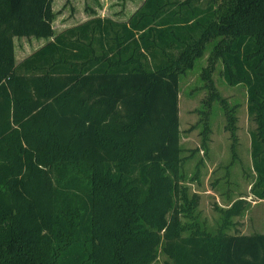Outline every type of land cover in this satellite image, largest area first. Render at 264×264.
I'll return each mask as SVG.
<instances>
[{
    "label": "trees",
    "instance_id": "1",
    "mask_svg": "<svg viewBox=\"0 0 264 264\" xmlns=\"http://www.w3.org/2000/svg\"><path fill=\"white\" fill-rule=\"evenodd\" d=\"M52 3L0 0V264H264V235L181 236L174 72L220 40L264 201V0H144L57 36ZM15 38L51 41L16 64Z\"/></svg>",
    "mask_w": 264,
    "mask_h": 264
},
{
    "label": "rangeland",
    "instance_id": "2",
    "mask_svg": "<svg viewBox=\"0 0 264 264\" xmlns=\"http://www.w3.org/2000/svg\"><path fill=\"white\" fill-rule=\"evenodd\" d=\"M144 0H53L57 36L94 17L127 21ZM45 39H14L15 63L41 48ZM220 40L211 37L187 54L174 72L179 77L178 118L181 161L178 167V209L181 236L264 235V202L250 195V133L243 86L223 78ZM238 201L239 217L226 212ZM160 263L163 258H160Z\"/></svg>",
    "mask_w": 264,
    "mask_h": 264
},
{
    "label": "crops",
    "instance_id": "3",
    "mask_svg": "<svg viewBox=\"0 0 264 264\" xmlns=\"http://www.w3.org/2000/svg\"><path fill=\"white\" fill-rule=\"evenodd\" d=\"M51 40H49V41H45L44 42V44L41 46V47H43L44 45H46L47 43H49ZM40 49V48H39ZM22 62V61H21ZM261 202H264V201H261ZM238 235V234H237Z\"/></svg>",
    "mask_w": 264,
    "mask_h": 264
}]
</instances>
